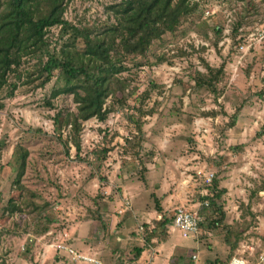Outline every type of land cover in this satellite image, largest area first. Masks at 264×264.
<instances>
[{"label":"rangeland","instance_id":"obj_1","mask_svg":"<svg viewBox=\"0 0 264 264\" xmlns=\"http://www.w3.org/2000/svg\"><path fill=\"white\" fill-rule=\"evenodd\" d=\"M194 1L195 12L174 33L154 40L145 56H126L119 74L126 84L123 101L108 97L105 107L111 109L103 120L81 122L77 150L64 122V113L74 111L72 96L49 97L62 84L56 72L40 84L37 58L24 55L17 71L8 73L0 89V264L53 263L46 244L62 241L63 232L72 247L80 232L81 245L91 236L96 247L122 232L137 233L139 224L148 233L156 224V204L168 217L181 204L198 211L204 184L197 168L212 171L215 190H221L214 201L220 212L205 217L207 207L195 234L200 264L206 248L225 258L229 249L222 238L235 243L230 257L241 245L251 246L253 255L264 246V2ZM115 2L66 0L62 19L76 27L108 25ZM59 28L46 30L48 48L62 42ZM158 55L161 62L147 63ZM207 67L220 71L210 88L196 86L195 78L212 77ZM57 111L62 114L55 127ZM132 137L137 147L125 145ZM21 151L25 168L14 185ZM123 196L130 211L117 214ZM8 198L17 205L12 213L2 210ZM99 212L105 215L97 218ZM214 217L220 222L208 224ZM192 237L180 236L187 242ZM138 240L125 239L128 247H142Z\"/></svg>","mask_w":264,"mask_h":264},{"label":"trees","instance_id":"obj_2","mask_svg":"<svg viewBox=\"0 0 264 264\" xmlns=\"http://www.w3.org/2000/svg\"><path fill=\"white\" fill-rule=\"evenodd\" d=\"M264 2V0H262ZM66 0H0V89L6 83V76L16 69L24 55H33L38 62V77L40 84L49 81L53 72L56 78L62 81L61 86L52 88L49 97L59 94L72 96L74 111L66 112L64 122L69 125L73 134L72 144L77 150L79 140L75 134L80 129L81 122L90 118L103 120L111 106L105 107L106 99L111 101H123L122 95L125 80L119 78V74L126 70V56H145L151 43L159 39L164 33H174L179 24L189 15L195 12L197 2L194 0H118L108 8L112 11L113 22L99 27H76L62 19V13ZM59 25V37L62 42L57 49L48 48L44 40L46 30ZM95 29V30H94ZM163 60L161 55L155 57L148 64L158 63ZM139 65V64H138ZM206 73L212 77L195 78L196 86L211 87L212 79L217 72L211 73L209 67ZM17 77L19 74L16 75ZM13 85V84H12ZM117 98V99H116ZM49 106L50 102L47 100ZM57 111L53 116V125L59 122ZM129 119H134L129 114ZM136 132L140 133V127L133 120ZM138 137V136H137ZM125 139L128 147H137L139 140ZM26 151L17 154V169L14 185L19 182L25 168ZM214 176V175H213ZM264 185V182H262ZM216 179L212 177L206 195L199 196L200 203L206 201V205H200V215L207 210L208 216L220 212V206L214 201L219 197L221 190H215ZM155 210L162 214L156 221L151 232L144 229V238L149 239L156 227L164 232L166 226H171L173 211L168 217L157 204ZM3 212L12 213L17 209L14 200L8 198L2 206ZM103 212L97 213L101 218ZM221 217H214L208 224L220 222ZM51 221V220H49ZM202 220L198 223L201 227ZM207 224V225H208ZM46 226L42 228V232ZM36 235L41 234L35 231ZM156 233V231L154 232ZM217 237V234L211 233ZM229 253L224 259H214L215 263L226 262L235 248V243L222 238ZM214 263V264H215Z\"/></svg>","mask_w":264,"mask_h":264},{"label":"crops","instance_id":"obj_3","mask_svg":"<svg viewBox=\"0 0 264 264\" xmlns=\"http://www.w3.org/2000/svg\"><path fill=\"white\" fill-rule=\"evenodd\" d=\"M164 211V210H163ZM125 212V211H124ZM102 215H105L102 213ZM162 214L159 212H155L152 218L155 221H158L161 218ZM155 227V225L149 226V232ZM156 231V233H154ZM155 231L152 233L149 239H146L141 245H131L128 247V243L125 239L137 240V233L132 234L131 236L125 235L122 232V236H115L114 241L103 244V246L96 247L97 245L94 240H90V237H86L88 239V243L85 245H81L79 243L80 237H82V232H80V237L75 238L76 242H73L74 248L88 254L95 259L100 261V264H113L116 262L117 264H142L146 260H151L153 264H192L191 255L198 254V243L196 236L189 238L190 242H187L186 239L183 240L180 238L177 231L172 229L171 226H166L164 232H161L160 229L156 227ZM91 239H95L94 237ZM188 239V238H187ZM83 240V239H82ZM97 240V239H96ZM139 241V240H138ZM189 241V240H188ZM69 242H72L70 239ZM189 245V246H188ZM209 251V249H205L206 254L204 256V263L214 264L215 254H217L218 250ZM132 250V251H131ZM208 250V251H207ZM203 252V250H201ZM124 253L125 256L121 259L119 258V254ZM200 253V251H199ZM44 255V254H43ZM47 256V255H46ZM51 259L53 263H49L48 260L45 259V264H64L60 255L51 254ZM65 260V258H63ZM125 259V262L123 261ZM218 259V258H217ZM198 259H196L197 261ZM68 260L66 259V262ZM200 264V261H197ZM67 264H72L68 261ZM202 264V263H201Z\"/></svg>","mask_w":264,"mask_h":264},{"label":"built area","instance_id":"obj_4","mask_svg":"<svg viewBox=\"0 0 264 264\" xmlns=\"http://www.w3.org/2000/svg\"><path fill=\"white\" fill-rule=\"evenodd\" d=\"M205 14H207V11ZM195 174L200 178L202 184L205 186L209 185L214 175L212 171L204 172L203 169L200 170L199 168L195 170ZM207 193V189L202 188L200 194L206 195ZM259 194L264 200V189H262ZM121 200V206L116 210L117 214H122L124 211H130V204L129 201H127V197L123 196ZM201 204L206 205L207 203L206 201H202L199 203V206ZM172 211V229L176 230L180 236L184 238L195 236L198 231V223L202 220V216L198 213V211L182 204L175 206ZM137 234L139 235V241L143 243L145 238L144 227L142 224L137 226ZM65 235V232L60 235V237L63 239L62 241H53L47 243V251L53 252L55 255L63 254L61 256L65 257L72 264H100L99 260L72 247L69 244V237ZM252 251L253 248L251 246L241 245V249H236V252H239V254L231 256L226 262L222 264H264V246L258 249L255 255L252 254ZM243 253H246V255H243ZM191 259L192 264H199L196 261L195 254L191 255ZM142 264L153 263L151 260H146Z\"/></svg>","mask_w":264,"mask_h":264}]
</instances>
